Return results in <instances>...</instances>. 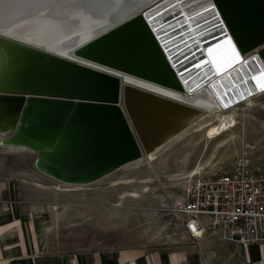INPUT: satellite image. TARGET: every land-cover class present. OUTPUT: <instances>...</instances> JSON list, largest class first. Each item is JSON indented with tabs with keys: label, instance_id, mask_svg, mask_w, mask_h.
<instances>
[{
	"label": "water",
	"instance_id": "water-1",
	"mask_svg": "<svg viewBox=\"0 0 264 264\" xmlns=\"http://www.w3.org/2000/svg\"><path fill=\"white\" fill-rule=\"evenodd\" d=\"M205 10L215 19L195 24L192 19ZM231 35L248 40V53L238 50ZM73 49L77 59L36 50L57 59L60 69L46 85L38 80L34 92L0 90V96L22 100L9 132L14 136L23 124L37 137L29 141L20 135L15 144H0L28 147L47 133L50 146L41 148L67 184L97 180L159 145L160 140L147 141L146 130L135 124L140 109L159 104L192 108L128 82L127 76L179 91L188 84V93L207 85L221 108L264 92V0H156ZM168 50L179 54L178 64L196 59L183 65V80ZM72 129L79 132L73 141ZM38 150L32 148L35 154Z\"/></svg>",
	"mask_w": 264,
	"mask_h": 264
},
{
	"label": "rangeland",
	"instance_id": "rangeland-1",
	"mask_svg": "<svg viewBox=\"0 0 264 264\" xmlns=\"http://www.w3.org/2000/svg\"><path fill=\"white\" fill-rule=\"evenodd\" d=\"M258 100L250 107L239 102L226 112L231 113L235 139L223 147L206 139V129L194 126L151 160L126 165L84 187H64L35 168L33 151L0 144V212L16 204H32L38 215L59 217L55 228L60 231L82 226L85 229L74 233L89 229L102 239L115 240L133 227L144 226L155 236L163 226L179 225L170 214L172 203L182 197L185 184L197 174L188 173L200 164V173L240 167L264 170V95ZM228 108L212 110L201 121L213 122ZM10 133L0 135V142Z\"/></svg>",
	"mask_w": 264,
	"mask_h": 264
},
{
	"label": "bare ground",
	"instance_id": "bare-ground-1",
	"mask_svg": "<svg viewBox=\"0 0 264 264\" xmlns=\"http://www.w3.org/2000/svg\"><path fill=\"white\" fill-rule=\"evenodd\" d=\"M155 1L156 0H0V34L2 33L6 36L5 38L0 37V90L34 92L39 86L38 84L40 81H43V84L46 85L51 78H56L59 75L57 73L59 68L58 60L51 56L47 57L38 53L36 50L41 52H43L42 50H46L47 52L50 51L62 57L65 56L67 58L77 59V56H75L73 52V48L79 46L81 42L94 37L95 34L110 27V25L140 11V9L145 8ZM201 13L202 14L192 19L195 24L205 19H215L211 11L205 10ZM190 33H194V31ZM199 37L203 39L204 34L199 35ZM231 38L240 52L248 53L250 48L248 40L237 36L234 37L233 35H231ZM166 39L165 37L162 40L165 41ZM18 40L28 43L30 46L19 44ZM164 47L170 49V45L167 43H165ZM189 51H191V49ZM175 53L174 50H168L170 61L171 63L174 62L177 64L175 69L178 71V74H180V79L183 80L186 76L181 72L184 67L183 65L186 64V66H191V62L196 59H189L184 62V64H178L180 56ZM185 54H188V51L183 55ZM210 56L209 54V57ZM88 64L92 67L97 66L92 63ZM125 80L137 84L138 86L146 87L155 93H161L172 100L175 99L176 101L185 103L188 107H192L188 109L176 104L175 106L159 104L157 107H145L140 109L139 117L136 118L135 124L146 130L147 141L151 139L160 141L155 149L145 153L144 156L136 160L130 161V163L126 165H130L134 162L151 160L170 142L183 136L188 132L187 130L194 126H197V129H206L204 130L206 139H214L218 148L223 147L231 140L235 139L232 133L233 123L231 113H226L232 109L231 107L226 109L224 111L225 113H222V115H217L213 122L205 123V121H201L210 111L215 109L221 111V107L218 105L213 95L208 91L207 85L188 93L190 91L189 85H181L180 82L181 91L175 88L171 89L160 85L157 86L145 81L142 82L130 76L125 77ZM262 95H264V92L246 98L241 102L242 107H250ZM21 103L22 100L19 96H0V135L9 133L10 129L15 127ZM202 130L195 132L198 133ZM16 132L14 136V133H10L9 136L4 137L2 141L8 144H15L17 143L16 141H18L16 140L17 136H24L26 137L24 139L29 141H31V138H29L30 136L34 137L32 132L29 131L27 127H24L23 124L19 125ZM78 133L77 130L72 129L70 140L73 141ZM218 133H220V136L217 137ZM167 134L171 135L162 141L160 138ZM49 139L50 136L46 133L38 138L40 143L32 142L28 144V147H20L29 149L30 151H32V148L40 149L38 153H36V158L34 159L35 168L44 176L51 179L53 178L57 183L64 185V187L75 188L90 185L126 166L115 168L114 171L103 174L99 179L94 181L67 184L61 181L67 180V178L64 177L60 171L54 170L53 167L50 166V157H48L43 148H41V145L50 146ZM151 146L147 147V150H149ZM201 168L200 164L198 169L189 172L188 175L192 176Z\"/></svg>",
	"mask_w": 264,
	"mask_h": 264
},
{
	"label": "crops",
	"instance_id": "crops-1",
	"mask_svg": "<svg viewBox=\"0 0 264 264\" xmlns=\"http://www.w3.org/2000/svg\"><path fill=\"white\" fill-rule=\"evenodd\" d=\"M174 220L179 225L163 226L155 236L141 226L106 240L87 228L74 233L82 226L60 231L59 217L16 204L0 212V264H264V243L234 246L211 235L193 241L182 220Z\"/></svg>",
	"mask_w": 264,
	"mask_h": 264
},
{
	"label": "built area",
	"instance_id": "built-area-1",
	"mask_svg": "<svg viewBox=\"0 0 264 264\" xmlns=\"http://www.w3.org/2000/svg\"><path fill=\"white\" fill-rule=\"evenodd\" d=\"M170 214L194 241L211 235L234 246L264 243V170L197 172Z\"/></svg>",
	"mask_w": 264,
	"mask_h": 264
}]
</instances>
